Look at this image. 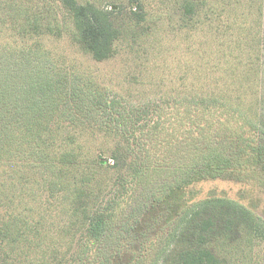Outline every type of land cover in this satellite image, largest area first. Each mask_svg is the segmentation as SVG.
Returning a JSON list of instances; mask_svg holds the SVG:
<instances>
[{"label": "rangeland", "instance_id": "obj_1", "mask_svg": "<svg viewBox=\"0 0 264 264\" xmlns=\"http://www.w3.org/2000/svg\"><path fill=\"white\" fill-rule=\"evenodd\" d=\"M79 1L92 2L98 9L116 7L120 35L111 59L95 62L82 53L70 40L69 24L61 31L56 29L63 16L56 0H0V11L7 15L0 22L3 43L18 42L15 28L23 24L24 13L51 26L50 34L32 39L40 43L41 51L36 60L23 61L30 73L23 72L11 82L10 88L16 84L17 89L7 91L6 98L9 102L18 99L22 109L32 102L21 91L31 86L30 80H37L31 72L38 62L52 68L51 80L65 95L56 110L63 114L59 137L79 154L70 178L81 181L84 188L80 203L70 195L61 200V190L69 189L67 185L45 183L48 169L30 165L27 150V155L18 153V160L14 159L19 174L6 171V151L0 159L4 264H90L98 250L88 237L85 218L74 214L76 204L84 206L87 216H102L109 238L120 235L119 229L125 223L130 226L134 219L142 223L133 224L137 230L154 232L156 227L148 217L159 214L149 215L145 210L138 214L136 210L145 198L149 204L156 202L158 196L148 200L149 194L167 182L166 177H173L170 170L203 165L215 154L216 139L226 130L229 137L230 133L240 136L249 121L264 124V0H138L144 12L140 22L130 10L129 0ZM13 14L17 16L9 19ZM12 111L10 106L5 108L0 129L9 124L14 129L5 116ZM249 176L242 170L232 178ZM12 178L17 184L9 182ZM232 178L204 180L186 192L184 187L173 190L175 198L188 192L191 201L184 205L171 201L173 195H163L159 200L166 201L167 208L174 205V215L154 235L159 239L154 255L139 264H159L209 196L228 205L247 206L264 217V194L257 185ZM21 179L25 181L19 183ZM135 232L121 234L119 250H125ZM32 242L38 244V253ZM106 242L98 246L104 253ZM55 248L60 250L58 256L39 260ZM243 248L250 246L243 243ZM252 255V264H264V241L253 243Z\"/></svg>", "mask_w": 264, "mask_h": 264}, {"label": "trees", "instance_id": "obj_2", "mask_svg": "<svg viewBox=\"0 0 264 264\" xmlns=\"http://www.w3.org/2000/svg\"><path fill=\"white\" fill-rule=\"evenodd\" d=\"M129 1L133 15H138L135 17L136 21H143L144 12L141 3L138 0ZM56 3L63 10L61 20L57 21L60 25L55 26L58 31L64 29V24H69L70 40L82 53L89 55L95 62H104L114 57L116 42L120 35V23L114 16L115 6L110 5L108 9H98L92 2H80L79 0H56ZM27 13H24L23 24L20 23L15 28L16 36L19 38L18 42L14 41L9 45L8 42L3 43L5 38H0V118L4 116L5 108L10 106L13 111L9 112L10 115L6 113L5 116L12 120L14 128L11 130V124H9L0 129V159L7 151L8 168L6 171L13 170L15 174H19L15 172L19 170L15 162L18 160L16 156L18 153L27 155L24 153V150H27L30 153L28 156L32 158L31 163L33 164L30 163V165L48 169L47 175H44L45 183L51 187L66 185L69 187V189L61 190L63 194L60 199L65 200L70 195L72 200L80 203L84 188L80 185L81 181L70 178V174L75 171L73 169L79 164L77 159L79 154L72 149V146L69 147L68 140L59 137L62 132L61 127H63L61 124L63 114L56 110L62 104L61 100L65 95L57 91L55 81H52L54 80L52 68L46 67L47 63L44 64L42 61V66L38 62L37 69L31 72L37 80L35 82L30 80L31 86L21 91L22 96H30L32 100L29 104L22 105L23 110L17 104L18 99L9 102L6 98L7 91L17 89L16 84L10 88L11 82L21 78L23 72L30 73L23 61L36 60L38 51H41L40 43H35L32 39L34 37L38 39L40 34H50L52 31L49 24L41 25L35 16ZM15 16L17 14L9 15L8 18L12 19ZM6 17L7 15L0 11V22H3ZM34 90L36 92L33 94ZM37 93L38 98H36ZM222 134L221 137L218 135V140L214 138L217 146L215 154L203 165L192 170H170L173 177L171 179L166 177L168 181L160 183L161 185L149 194L148 200H154L158 196L156 202H153L156 205L152 203L153 200L150 202L152 204L145 202L146 198L138 205V210H136L138 214L140 211L144 213V210L149 215L159 214L157 218L148 217V220L152 222L151 225L156 227L154 232H149V228H146V232L142 229L137 230L134 225L142 223L133 218L130 226L125 223L119 229L118 238H109L102 216L96 213L87 216L84 206L76 204L74 214L85 218L88 237L98 250L90 264H139L146 257L153 256V250L159 244V239L154 238V235L171 221V215H174L173 209H175L174 205L167 208L168 206L163 205L166 201L162 202L159 199L166 193L168 196H174L173 190L179 187H184L186 192V188L202 183L204 180L232 178L242 170H246L249 177L232 178L231 181L242 184L253 181L250 184L257 185L256 187L264 194V124L259 125L249 121L248 127L242 129L240 136L230 133L229 137L227 130ZM231 172L230 176L224 178ZM16 180L12 178L9 182L16 183ZM23 180L25 181L21 179L18 182L21 183ZM22 187L26 188L24 185ZM187 193L183 197L175 198L174 196L171 201H181V205H184L191 201ZM153 195L156 196L153 197ZM213 198L212 196L207 197L197 207L198 210L190 216L184 229L172 243L171 250L169 249L168 253L163 255L161 264H252L253 243L264 241V217L256 214L252 208L247 206L236 207L225 204L218 198ZM161 205H163L162 209L159 208ZM123 230L125 232H122ZM127 231L135 232L133 239L124 248L125 250H119L121 248L120 244L118 245L119 238ZM62 233H59L57 244L60 243ZM105 242L108 246L107 253L98 248L102 243V246L105 245ZM243 243L245 247L247 243L250 248L244 249ZM31 247L37 252L36 242H32ZM59 252L58 248L52 249L49 254L43 253L39 260L46 261L50 257L58 256ZM158 254L159 252L156 257ZM6 255L0 252L2 264L5 263ZM45 255L49 256L46 258Z\"/></svg>", "mask_w": 264, "mask_h": 264}]
</instances>
